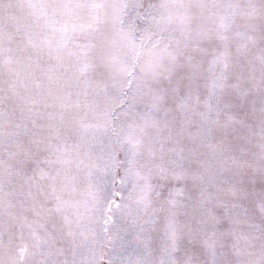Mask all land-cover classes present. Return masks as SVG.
<instances>
[{"label": "snow or ice", "instance_id": "obj_1", "mask_svg": "<svg viewBox=\"0 0 264 264\" xmlns=\"http://www.w3.org/2000/svg\"><path fill=\"white\" fill-rule=\"evenodd\" d=\"M0 264H264V0H0Z\"/></svg>", "mask_w": 264, "mask_h": 264}]
</instances>
